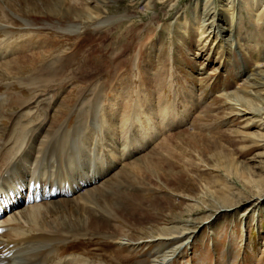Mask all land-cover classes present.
I'll use <instances>...</instances> for the list:
<instances>
[{"label":"rangeland","instance_id":"374dc122","mask_svg":"<svg viewBox=\"0 0 264 264\" xmlns=\"http://www.w3.org/2000/svg\"><path fill=\"white\" fill-rule=\"evenodd\" d=\"M262 24L264 0H0V95L14 106L42 88L32 128L13 139L14 149L41 122L47 135L61 128L67 139L82 127L74 141L80 157L101 174L114 166L124 175L141 160L131 182L99 201L100 212L113 206L119 224L108 214L95 218L94 233L74 231L78 239L68 242L90 244L64 248L59 259L264 264V114L233 106L262 99H252L254 84L246 83L264 76V52L254 51L264 49ZM12 126L3 122L0 141ZM62 152L55 145L46 158L54 163ZM171 231H189V243L112 241Z\"/></svg>","mask_w":264,"mask_h":264},{"label":"bare ground","instance_id":"6f19581e","mask_svg":"<svg viewBox=\"0 0 264 264\" xmlns=\"http://www.w3.org/2000/svg\"><path fill=\"white\" fill-rule=\"evenodd\" d=\"M205 11L207 10L204 9L203 12ZM262 49L261 47H257L254 51L262 53L264 52V49ZM253 76H255V74H253ZM253 76L250 78L248 77L249 79L246 82L247 84L252 82L250 85L254 84L253 86L255 91L250 96L252 99L257 97H261L262 99L256 100L258 102L257 105H255L252 100H248L249 102L247 103L251 104L249 106L247 105V109L238 102L233 103V106H238L239 104L241 108L240 112L252 115L264 114V76H262V78H258L257 80H255ZM0 86H3V77H0ZM34 89L35 91L30 90L33 93L37 92L33 101L25 99L17 102L14 106L11 105L10 99L7 98L6 94L0 95V127L5 121H7V124L10 122V125H13L12 128L7 129V131L5 129L3 130L2 136L5 138L0 141V182H2L7 176H9V178L11 177V180L3 182V187L9 188L13 182H24L27 178L31 179L30 182L33 181L34 183H39L38 181L41 179L38 178L39 170L45 165L50 167L54 166V169L48 173V176L47 174L43 175L46 179L48 177H61L62 181L66 185L71 186L72 184H76L77 177L81 176L82 178L88 179L96 178L99 185L94 188L86 187L83 192L68 200L52 202L46 201L33 208L15 210L11 214L10 221H6L4 225H1L4 232L0 233V264H50V262H52L51 260H54V255H58L59 251L62 250L61 247L63 244L68 243L70 240L78 239V235L73 234L72 232L79 231L80 233H83L80 234L82 237L86 236L88 231L94 233L99 226L96 222H92L95 218H101L104 217L105 214H108L106 220L108 222H112V220H114L118 225V217L116 215V211L113 212V206L108 209V212H100L102 208H104L102 207V204L99 203L101 196L108 189L111 190V192L115 189L118 190V184L131 182L133 176L138 172H141L139 166L141 160H135L131 163V167L133 164H135V166L132 167V169L130 168L129 172H126L124 175L122 173L125 171L120 172L117 175H115L116 172L113 174L116 169L114 166L109 169L108 173L101 174L98 171L97 165L93 162L94 160H90V158L87 160L80 157L82 150H78L79 148L74 142L78 140L80 136H77V134L71 135L70 139H67L61 132V128L54 129V133H52V131L49 135H47L46 131L49 125H44V123L41 122L39 124L32 122L36 128L35 133L30 135L26 142H24L25 140L22 141L20 146L19 144H16V148L14 149L15 145L13 144H15V142L13 139L22 135L24 131H26V128L27 131L32 128L30 125L23 126V124L31 123L32 115L30 114L36 106V102H39L42 97H39L40 95L38 93L42 90L40 85L37 84ZM45 91H47V89ZM41 93H44L45 95V92ZM19 108H21V110ZM98 108L96 110V114L92 113L93 116L91 115L90 117V123L87 127L90 128L89 130H96L97 128L96 119ZM14 109H19L18 114L14 115L12 113L11 117L6 119V112L8 113V111H13ZM26 110L30 111L26 112ZM13 127L19 131H16ZM116 127L118 126H115L114 129H116ZM80 128H76L77 133L82 130ZM53 136H57V139H51ZM55 145L58 146V149H63V156L67 155L70 157H67V161L63 159L62 155V158L59 157V161L54 163L53 156H50V159H48V157L46 158L47 151L52 150ZM54 154H56V152ZM155 156L158 155L155 154L148 158L153 159ZM2 162L3 164L1 165ZM67 162H69L68 168L65 169ZM72 163L74 164V167L71 168ZM112 174L115 176L110 179L113 176ZM108 184L111 185L109 186ZM120 187L122 186L120 185ZM129 204L134 205L133 202H130ZM106 205L110 206V204H106L104 202L103 206ZM89 208H94L96 212L100 213L93 216V214L88 211ZM93 226H95V228H93ZM169 233L170 234L167 235L162 234L156 237H149L148 241L143 242L130 241L122 234H115L114 236L116 237L113 239L112 235L109 233V239H113V244H115L117 248H122L124 245H127L130 248L136 245L139 246L141 244H146L150 241L158 242L159 240L164 242H173V244L174 242H177L180 243V247H183V245H187L189 243V238H191L189 237V231H171ZM169 256L170 255L163 256L161 259H157L156 257L148 263L168 264L167 258H169ZM80 260L81 259L77 257L72 260H63L61 261V264H81ZM52 263L55 264V261ZM83 264H88V261L86 262L84 260Z\"/></svg>","mask_w":264,"mask_h":264}]
</instances>
